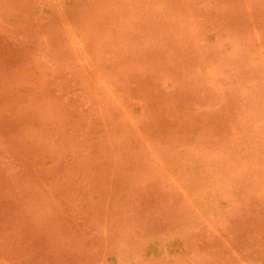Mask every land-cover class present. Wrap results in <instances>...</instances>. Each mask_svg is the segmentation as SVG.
<instances>
[{"label": "rangeland", "instance_id": "rangeland-1", "mask_svg": "<svg viewBox=\"0 0 264 264\" xmlns=\"http://www.w3.org/2000/svg\"><path fill=\"white\" fill-rule=\"evenodd\" d=\"M0 264H264V0H0Z\"/></svg>", "mask_w": 264, "mask_h": 264}]
</instances>
